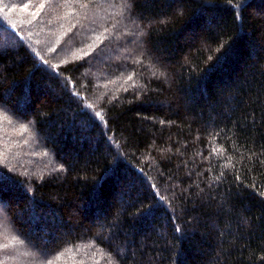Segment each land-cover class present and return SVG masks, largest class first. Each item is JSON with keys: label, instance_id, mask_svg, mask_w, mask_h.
Returning <instances> with one entry per match:
<instances>
[{"label": "trees", "instance_id": "1", "mask_svg": "<svg viewBox=\"0 0 264 264\" xmlns=\"http://www.w3.org/2000/svg\"><path fill=\"white\" fill-rule=\"evenodd\" d=\"M0 175V264H264V0H0Z\"/></svg>", "mask_w": 264, "mask_h": 264}, {"label": "snow or ice", "instance_id": "2", "mask_svg": "<svg viewBox=\"0 0 264 264\" xmlns=\"http://www.w3.org/2000/svg\"><path fill=\"white\" fill-rule=\"evenodd\" d=\"M2 180H3V176L2 175H0V182H2ZM4 247H8L7 245H5Z\"/></svg>", "mask_w": 264, "mask_h": 264}, {"label": "rangeland", "instance_id": "3", "mask_svg": "<svg viewBox=\"0 0 264 264\" xmlns=\"http://www.w3.org/2000/svg\"><path fill=\"white\" fill-rule=\"evenodd\" d=\"M24 129L22 128V131H23Z\"/></svg>", "mask_w": 264, "mask_h": 264}]
</instances>
